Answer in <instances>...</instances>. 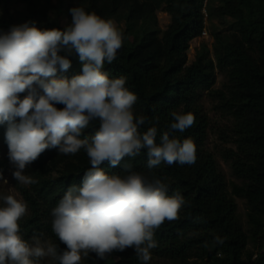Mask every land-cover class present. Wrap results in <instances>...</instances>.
<instances>
[{
	"label": "trees",
	"instance_id": "obj_1",
	"mask_svg": "<svg viewBox=\"0 0 264 264\" xmlns=\"http://www.w3.org/2000/svg\"><path fill=\"white\" fill-rule=\"evenodd\" d=\"M24 1L25 22L35 21L38 27L48 29H63L69 24L73 7H82L105 19L126 9L128 30L123 45L113 63H106L103 71L112 78H126V86L138 96L134 106L137 116L159 117L155 125L157 142L169 129L172 111L191 112L195 116L193 127L174 135L181 141L188 137L194 140L196 163L171 167L161 164L152 170L170 185L169 194L179 191L188 203L177 221L165 222L155 232L158 247L152 250L148 264H156L155 258L169 264H264V0H79L65 6L67 23L64 26L51 18L54 0ZM206 1L210 16L233 19L237 30L229 35L215 33L216 64L205 46L195 61L188 64L190 43L205 28ZM158 10L171 16V23L161 35L154 28ZM13 25L19 24H14L0 0V30L7 31ZM67 58L71 67L66 72H58V78L71 79L82 74L79 56L73 52ZM216 67L227 71L230 82L227 98L221 91L213 90ZM204 92L221 94L223 107L237 126V149L229 150L225 159L231 162L232 172L242 184H233L231 192L215 158L205 150L208 120L198 104ZM149 126H141L140 130L146 131ZM6 128V124L0 125V142L7 147ZM96 128L98 123L93 122L85 135ZM131 163L137 171H148L143 153ZM90 167L83 150L76 155H61L57 149L46 150L27 167L37 183L21 186L16 182L29 207L28 216L20 221L24 239L30 241L33 235H38L57 244L61 252L66 249L52 231L51 211L70 186L81 185L84 172ZM101 168L109 173L122 171L120 166L111 168L106 162ZM5 172L6 165L0 163V177ZM234 197L247 201L248 232L239 221ZM216 236L225 238L224 245L204 247L205 242L210 244ZM250 241L258 246L256 252L248 251ZM81 264L84 263L81 261ZM88 264L142 262L129 248L114 252L104 260L90 259Z\"/></svg>",
	"mask_w": 264,
	"mask_h": 264
},
{
	"label": "clouds",
	"instance_id": "obj_2",
	"mask_svg": "<svg viewBox=\"0 0 264 264\" xmlns=\"http://www.w3.org/2000/svg\"><path fill=\"white\" fill-rule=\"evenodd\" d=\"M70 14L71 22L63 29L41 28L30 20L0 30V125H7L13 178L21 186L36 184L25 170L49 149L61 155L83 150L91 165L81 185L70 186L51 211L52 231L66 245L62 252L38 235L24 239L20 221L28 214L27 203L0 194V264H40L44 258L55 264H81L90 254L104 260L129 248L148 264L158 247L155 232L165 222L177 221L188 203L179 191L169 194L170 185L152 170L161 164L196 163L194 140L174 135L193 127L195 116L172 111L169 129L157 142L159 117L137 116L138 96L126 86V78L103 71L123 45L122 31L112 19L82 7L71 8ZM73 52L82 63V74L58 78V72L71 67L67 57ZM93 122L98 128L85 135ZM146 124L151 126L142 132ZM142 153L147 172L131 163ZM105 162L122 171H105ZM224 243L225 238L216 236L204 247Z\"/></svg>",
	"mask_w": 264,
	"mask_h": 264
},
{
	"label": "rangeland",
	"instance_id": "obj_3",
	"mask_svg": "<svg viewBox=\"0 0 264 264\" xmlns=\"http://www.w3.org/2000/svg\"><path fill=\"white\" fill-rule=\"evenodd\" d=\"M79 0H54L55 9L50 13L52 20L55 23L66 25L67 20L64 15L65 6L70 2H78ZM207 1L205 2L204 14H205V28L200 37L194 39L189 46L187 52L188 64L195 61L198 53L203 52L204 46L208 50L209 56L213 59L214 63H217L214 54V35L217 32H221L225 35L236 32L237 26L231 18H217L210 16L206 8ZM3 10H7L12 16L14 24H22L26 21L27 8L24 0H2ZM214 10V8H213ZM127 10H121L117 15L113 16L112 19L115 21L118 28L122 31L123 37L127 33ZM171 23V16L164 10H158L156 12V28L160 35L167 29ZM142 23L139 22V26ZM216 83L213 87L214 91H221L222 94L227 98L229 96V78L227 71L221 70L216 67ZM198 104L206 115L208 120L207 129V140L205 143V150L213 155L215 158L219 170L223 173L228 189L231 192L233 184H242V182L236 178L232 172L231 162L225 159V154L229 150L237 149V126L234 119L230 116L228 111L223 107V100L221 94L217 92H204L202 93ZM8 148L0 142V163L6 165V172L0 179V194H12L18 199L25 201L21 192L16 186V180L13 178L12 172L15 170L8 159ZM26 174L29 175L28 169L25 170ZM3 180H7L8 183H4ZM238 205L237 215L243 229L248 232L250 225L248 223V204L244 198L234 197ZM29 214V207H28ZM28 214L26 216H28ZM25 216V217H26ZM24 217V218H25ZM42 240H49L44 238ZM258 246L250 241L248 245V251L256 252ZM95 254H90L88 258H82L84 264H88L90 259H95ZM156 264H169V261L154 259ZM40 264H55L50 258H44Z\"/></svg>",
	"mask_w": 264,
	"mask_h": 264
},
{
	"label": "built area",
	"instance_id": "obj_4",
	"mask_svg": "<svg viewBox=\"0 0 264 264\" xmlns=\"http://www.w3.org/2000/svg\"><path fill=\"white\" fill-rule=\"evenodd\" d=\"M202 33H204V32H202ZM205 34V33H204Z\"/></svg>",
	"mask_w": 264,
	"mask_h": 264
}]
</instances>
